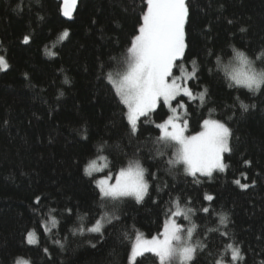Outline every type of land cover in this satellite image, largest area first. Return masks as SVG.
Returning <instances> with one entry per match:
<instances>
[{"label":"trees","instance_id":"trees-1","mask_svg":"<svg viewBox=\"0 0 264 264\" xmlns=\"http://www.w3.org/2000/svg\"><path fill=\"white\" fill-rule=\"evenodd\" d=\"M186 3L183 68L191 73L196 61L195 77L187 83L197 97L184 98L187 136L211 118L232 131L231 152L224 156L228 168L212 178L188 176L182 162L169 163L175 159L172 147L155 144L160 130L152 121L170 114L166 106L141 118L132 135L127 108L106 79L130 47L145 0H77L72 19L64 17L61 0H0V56L9 64L0 70V264H16L17 259L29 264H130L136 236L146 240L162 233L166 212L177 203L193 209L196 239L206 245L190 264H215L229 243L244 256L236 264H264V85L257 92L230 88L234 82L223 71L235 62L237 50L252 62L259 60L264 69V57L257 59L264 52V0ZM17 4L23 11H13ZM65 29L69 37L60 41ZM24 36L29 43H23ZM46 48L57 55L49 57ZM175 75H180L178 69ZM200 93H205L203 103ZM240 102L249 105L247 112ZM98 155L107 157L106 174L113 176L139 160L148 183L142 203L107 200L105 209H99L94 183L99 176L83 171ZM236 179L249 187L241 189L233 183ZM205 194L214 200L206 201ZM205 206L209 214L201 211ZM50 209L56 210L51 216L59 223L48 232L41 224L50 227ZM101 211L121 219L104 223L103 235L73 234V229L92 227ZM220 214L228 216L226 227L219 224ZM29 231L35 232L34 245L27 243ZM224 261L231 264L230 252ZM134 264L159 260L146 254Z\"/></svg>","mask_w":264,"mask_h":264},{"label":"snow or ice","instance_id":"snow-or-ice-1","mask_svg":"<svg viewBox=\"0 0 264 264\" xmlns=\"http://www.w3.org/2000/svg\"><path fill=\"white\" fill-rule=\"evenodd\" d=\"M72 2L74 4L76 0H72ZM145 5L146 10L141 17L142 22L139 23L136 34L131 39L124 59L117 63L114 72H109L106 76L107 81L113 85L120 103L127 108L126 118L130 125V132L135 135L138 130V122L142 117L148 118L160 107L166 106L170 114L166 113V118L162 117L161 122L152 121V123L156 129L160 130L155 144L172 147L175 150V159L170 160L169 163L182 162L185 172L193 177H196L197 173L211 177L214 170L225 172L228 165L224 163L223 154L231 152L229 141L232 131L229 127L217 120L203 119L201 131L195 135H185L189 121L184 98H188L189 101L197 98L187 83L188 80L195 77L196 61H192L194 67L191 73L185 72L183 68V60L188 47L185 31L189 17L188 4L186 0H145ZM13 11L19 13L23 9L20 4H17ZM63 15L70 16L67 0L64 2ZM41 19L43 18L41 17ZM240 31L244 32L245 29L241 28ZM68 37L69 31L65 29L60 34L59 40L63 41ZM29 41V36H24L23 43L27 44ZM45 51L49 57L57 55L47 48ZM261 57H264V52L257 59ZM234 59L235 62L223 66L225 75L234 82V84L229 83V87L239 85L252 89L253 92L259 91L264 77L257 74L252 67L253 62L243 53L236 51ZM217 63L219 64V60ZM7 68H9V64L4 56H0V70ZM177 69L181 76L175 75ZM65 83H68L67 78H65ZM204 95L205 93L199 94L202 103ZM174 104L175 106H173ZM240 107L245 112L249 109V105L243 102H240ZM157 154L163 155L159 151ZM98 161H104V163L98 164ZM244 163L250 164V161L245 160ZM106 168H108L107 157L98 155L96 159L89 160L83 171L86 176L92 177L93 173L103 172ZM145 171L146 169L140 166L139 160H134L129 162L127 168H122L119 171L114 184H109L111 179L109 174H106V178L94 179V183L99 189V209H105L107 200L117 202L123 197H134L137 202L142 201L148 191V183L144 178ZM233 183L241 189L249 187L248 184H242L239 179L234 180ZM204 199L211 202L214 197L205 194ZM38 202L39 197H37ZM55 211V209H50L49 212L50 227L48 223L41 224V227H44L48 232L52 228H56L59 223L55 217L51 216V213ZM66 211L71 213L72 209ZM90 211L94 210L90 209ZM201 211L209 214L210 208L205 206ZM190 213H193L192 208H181L178 203L174 210L169 208L166 212L168 219L163 226L162 233L151 240H144L137 235L131 249L130 259L135 261L136 257L142 256L144 253H153L158 257L159 264H175L177 259L182 264H186V262L194 260L197 248L202 252L206 245L199 240L195 244L191 243L195 224L187 228L185 235L182 226L174 219L183 216L185 220L191 222ZM79 219L83 220L84 217H79ZM120 219V216L114 213L110 216L107 211H101L100 218L95 219L92 227L73 229L72 232L76 234V231H79L83 234L84 231H88L103 235L104 223H111L113 220L120 221ZM228 222V216L220 214L219 224L226 227ZM208 232H219L222 237L228 236L227 232H220L219 228H209ZM55 242L60 243L59 241ZM27 243L29 245L37 243L34 231L28 232ZM44 251L47 252L48 249L45 248ZM229 252L231 264H236L238 260L244 259L240 247L229 243L215 264H225L224 255ZM16 264H29V262L17 259Z\"/></svg>","mask_w":264,"mask_h":264},{"label":"rangeland","instance_id":"rangeland-1","mask_svg":"<svg viewBox=\"0 0 264 264\" xmlns=\"http://www.w3.org/2000/svg\"><path fill=\"white\" fill-rule=\"evenodd\" d=\"M72 3L73 2H71L70 0H67V4H68V7L70 8V7H72ZM63 7H64V5H63ZM63 7H62V13H63ZM65 17V16H64ZM67 19H72L73 18V14L72 15H70L69 17H66ZM252 67L256 70V71H258V70H260L261 68V64H260V62H259V60H256V61H253V65H252ZM8 69V68H7ZM7 69H3V70H7ZM185 70V72L187 71L186 69H184ZM177 76H181V73H180V75H177ZM183 79V78H182ZM237 86H239V85H237ZM243 87V86H242ZM244 88H246V87H244ZM247 89V88H246ZM143 118V117H142ZM212 119V118H211ZM212 120H215V119H212ZM187 131H188V129H186L185 130V135L187 136ZM226 154V153H225ZM225 154H223L224 156H225ZM104 163V161H98V164H103ZM107 169L108 168H106V169H104V171L103 172H100V173H93V176L92 177H94V176H99L98 177V179H101V178H106V171H107ZM218 173H222V172H219L218 170H214L213 171V173H212V176L211 177H208V176H206V175H201L200 173H197V175H196V177H203V178H212L215 174H218ZM187 174V173H186ZM110 176H111V179L109 180V184H114L115 183V179H116V176H113V175H111V174H109ZM188 176H190V177H193V176H191V175H189V174H187ZM144 178H145V174H144ZM145 181H146V179H145ZM147 193H148V191H147ZM147 196V194L144 196V199H145V197ZM121 199H129V200H132V201H134L135 203H137V204H140V203H142L143 201H144V199L142 200V201H140V202H137L136 201V199L134 198V197H123V198H121ZM120 199V200H121ZM190 217H191V222H189V220H185L184 218H183V216H181V217H177V218H174V219H176V221H177V223L178 224H180L181 226H182V228L184 229V234L186 235V230H187V228H189V227H191L193 224H195L194 223V220H193V215L190 213ZM179 218H181V220H182V222H181V220L179 219ZM167 222V221H166ZM196 225V224H195ZM196 228L197 227H195V229H194V231H193V237H192V241H191V243L192 244H195L198 240L196 239ZM36 237V236H35ZM162 238V237H161ZM146 240H151V239H146ZM198 249V248H197ZM146 254H152V255H154L153 253H144L142 256H144V255H146ZM142 256H138V257H136V259H135V261H132L131 259H130V264H134L135 262H136V260L138 259V258H140V257H142ZM193 261V260H192ZM192 261H188V262H186V264H190ZM175 264H182V262L180 261V260H176L175 261Z\"/></svg>","mask_w":264,"mask_h":264},{"label":"clouds","instance_id":"clouds-1","mask_svg":"<svg viewBox=\"0 0 264 264\" xmlns=\"http://www.w3.org/2000/svg\"><path fill=\"white\" fill-rule=\"evenodd\" d=\"M236 52L243 53V55L246 56V53H244L243 51H239V50H237ZM255 71H256V70H255ZM256 72H257V74H258L259 76L264 77V69H260V70H258V71H256ZM262 85H264V79H262L261 84H260V87H261ZM248 90L253 91L252 89H248Z\"/></svg>","mask_w":264,"mask_h":264},{"label":"crops","instance_id":"crops-1","mask_svg":"<svg viewBox=\"0 0 264 264\" xmlns=\"http://www.w3.org/2000/svg\"><path fill=\"white\" fill-rule=\"evenodd\" d=\"M62 1V4L64 5V2L65 0H61ZM72 2V0H70ZM77 1V0H76ZM62 5V7H63ZM75 5H76V2L73 4L72 3V7L69 8V11H70V15L74 14V11H75Z\"/></svg>","mask_w":264,"mask_h":264}]
</instances>
